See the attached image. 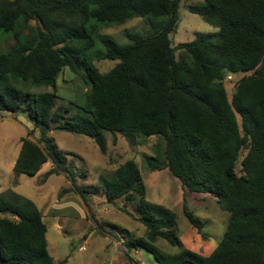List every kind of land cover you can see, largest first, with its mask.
<instances>
[{"label": "trees", "instance_id": "1", "mask_svg": "<svg viewBox=\"0 0 264 264\" xmlns=\"http://www.w3.org/2000/svg\"><path fill=\"white\" fill-rule=\"evenodd\" d=\"M181 1L0 0V31L16 39L0 52V114L26 112L35 128L21 138L14 172L34 175L50 160L45 177L62 172L79 191L53 129L90 136L102 153L106 132L130 142L156 136L161 142L146 155L149 169H168L189 191L212 194L229 220L210 254L186 247L176 213L146 198L140 167L129 159L101 179L112 202L138 197L135 218L146 233L121 231L126 250L145 249L159 264H264V0L188 4L220 30L216 38L198 34L174 47L170 34L179 24ZM134 17L149 30H125L128 43L101 31ZM96 59L118 63L102 73ZM65 67L85 72L91 83L83 113L71 119L55 109ZM229 75L235 78L231 97ZM40 85L54 89L30 91ZM183 211L201 233L205 221L185 201ZM47 230L32 200L0 194V264H52ZM160 238L179 251L161 250L155 245Z\"/></svg>", "mask_w": 264, "mask_h": 264}, {"label": "rangeland", "instance_id": "2", "mask_svg": "<svg viewBox=\"0 0 264 264\" xmlns=\"http://www.w3.org/2000/svg\"><path fill=\"white\" fill-rule=\"evenodd\" d=\"M204 1L180 2L179 24L170 34L174 47L192 41L198 34L217 37L220 30L218 26L188 9V4ZM31 24L34 25L35 22L32 21ZM125 30L146 34L149 27L142 17H134L123 24L101 28L103 33L113 36L122 44L129 42L124 34ZM22 32L26 34L28 29L24 28ZM15 41L12 33L0 31V52ZM96 48H102V45L97 44ZM176 54L179 57L180 49H176ZM94 63L105 73L118 60L96 59ZM234 84V76L228 77L226 87L230 97L235 88ZM90 86L85 72L76 74L69 67H65L56 83L59 98L55 109L60 106L68 119L83 113L81 106L87 101ZM53 89L52 86L40 85L32 87L30 91ZM34 129V124L26 112L0 114V194L16 193L24 196L41 210L48 227V249L53 257L52 264H159L149 251L134 249L128 252L123 244L126 233L121 231L125 229L130 231L131 236H144L146 233V227L135 218L138 197L135 195L131 200L121 197L112 202L103 191L102 177L109 178L119 165L129 159H134L140 167L146 186V198L164 204L176 213L178 236L186 247L208 255L221 241L229 213L221 209L216 198L209 193L189 191L168 169H149L146 155L155 154V144L161 142L156 136L148 137L144 141L140 137L130 142L121 133L115 137L106 132L108 148L106 153H102L90 136L53 129L50 134L65 155L76 186L81 188L77 191L62 172L45 177L46 171L53 166L50 160L34 175L14 172L21 138ZM39 134V130H35L32 137L36 139ZM239 169L238 164V171ZM184 201L196 216L205 221L201 233L185 217ZM155 245L164 252L179 251L178 246H173L162 238Z\"/></svg>", "mask_w": 264, "mask_h": 264}, {"label": "built area", "instance_id": "3", "mask_svg": "<svg viewBox=\"0 0 264 264\" xmlns=\"http://www.w3.org/2000/svg\"><path fill=\"white\" fill-rule=\"evenodd\" d=\"M228 77H231L232 78V75H229ZM81 249H83V247H81Z\"/></svg>", "mask_w": 264, "mask_h": 264}]
</instances>
